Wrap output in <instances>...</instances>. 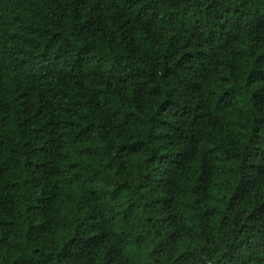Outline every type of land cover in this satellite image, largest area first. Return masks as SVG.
<instances>
[{"label": "trees", "instance_id": "16d2710c", "mask_svg": "<svg viewBox=\"0 0 264 264\" xmlns=\"http://www.w3.org/2000/svg\"><path fill=\"white\" fill-rule=\"evenodd\" d=\"M0 264H264V0H0Z\"/></svg>", "mask_w": 264, "mask_h": 264}]
</instances>
